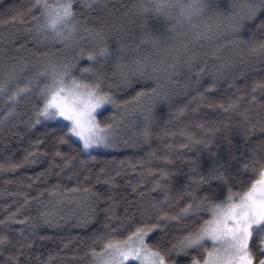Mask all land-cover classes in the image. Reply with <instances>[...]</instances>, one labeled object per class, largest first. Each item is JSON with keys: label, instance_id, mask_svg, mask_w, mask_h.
<instances>
[{"label": "snow or ice", "instance_id": "1", "mask_svg": "<svg viewBox=\"0 0 264 264\" xmlns=\"http://www.w3.org/2000/svg\"><path fill=\"white\" fill-rule=\"evenodd\" d=\"M97 7L106 5L101 0H31L26 10L31 16L29 31L38 43L59 46L56 51L63 55L58 60L41 61L40 67L25 78L24 83H20V76L27 70L26 65H13L6 70V75H0V99L4 103V109H0L3 112L0 126L11 124L20 115L17 106L36 95L38 99L32 115L19 123H23L29 132L38 130V126L45 129L34 141H29L34 150L27 153L23 162L9 159L0 164V172L16 171L25 163L34 164L41 155L51 156L53 166L57 168L61 165L55 164V160L60 158L63 171L82 155L95 160L92 153L97 149H115L121 144L143 147L153 138L163 142L179 134L185 141L180 147L197 153L207 152L211 166L202 172L199 155H181L176 159L171 155L157 157L167 165H175L178 159L181 166L188 168L185 175L190 183L173 191L168 181L179 169L149 168L150 176H158L150 191L160 193V197H154L138 209V221L132 227L126 226L123 236L119 228H111L97 237L100 247L89 250L88 264H177L174 257L181 255L191 257L189 264H264V139L256 142V147L250 146L257 130L264 134V80L240 87L235 84L237 77L231 74L238 63L246 62L242 48H247L248 58H264V38L257 39L255 34L247 40L243 38L249 23L264 17V0H232L227 9L220 8L216 0H147L146 3L142 0L134 5L138 15L152 13L163 16L166 22L174 21L170 32H176L177 26L199 27L191 39L170 47L169 55L175 53L174 62L163 68L150 63L148 56L135 58L129 64L125 59L128 45L118 35L120 29L114 30L115 26L102 20L90 24V21L98 20L91 16ZM205 13H209L208 21L201 25L192 23ZM256 29L264 36V18L256 24ZM183 35L187 36V33ZM160 40V37L144 32L134 51L146 44L156 47ZM214 40H225L232 45L237 59L215 72L205 64L181 83L178 79L181 70L187 68L192 72L199 59L200 54L194 46ZM220 50L216 49L217 52ZM81 61H87V66L81 67ZM109 67L114 69L111 75L118 77V81L113 79L105 86ZM4 71L0 68V74ZM205 72L212 81L201 91V77ZM230 76L228 87L235 88V92L226 98L211 99L209 94L216 91L218 82L228 80ZM245 76L241 73L239 78ZM134 79H143L145 84L151 81L152 86L141 89L132 101L121 104L112 89L129 87ZM129 104L135 107L129 108ZM106 105L128 111L101 121L97 118L98 110ZM160 106L168 109L167 120L162 121L157 116ZM204 108L219 115L215 118L201 116ZM185 117L195 118V123H186L179 133L169 128ZM126 119H130V125L125 124ZM193 127L195 131L190 130ZM129 132L131 134L124 138ZM235 136L241 137L245 149L238 156L232 153ZM73 138L79 142V147ZM220 140L227 142L230 161H235L239 167L233 168L231 162L219 160L213 149L219 147L217 141ZM46 144L49 148L41 152ZM63 145L68 146L70 153L60 150ZM166 147L171 153L175 146L167 144ZM149 156L155 157V151ZM86 162L81 161L82 164ZM244 173H251V177L244 178ZM90 178V175L84 177L85 180ZM112 179L100 181L98 177L97 182L108 184ZM213 182H217L215 188ZM205 186L209 193L201 196L200 190ZM83 191L90 194V211L81 221L85 224L94 219L101 197L89 188ZM28 204L26 196L23 205L0 220V254L8 246L18 252V255L10 253L5 264H20L19 255H24L25 249L33 248L37 239L49 238L40 234L41 227L58 226L56 214L47 210L35 218L18 219L21 209ZM100 210L111 213L113 205ZM13 225L23 227L15 229ZM154 235L155 239H152Z\"/></svg>", "mask_w": 264, "mask_h": 264}, {"label": "trees", "instance_id": "2", "mask_svg": "<svg viewBox=\"0 0 264 264\" xmlns=\"http://www.w3.org/2000/svg\"><path fill=\"white\" fill-rule=\"evenodd\" d=\"M141 2L142 0H101V3L106 7H97V10L91 13V16L98 17V20L90 21V24H98L102 20L109 26H115L114 30L115 28L120 29L118 35L128 45L125 59L128 60L129 64L135 58L148 56L150 57V63H154L158 68L166 67L167 64L173 63L175 58L174 52L169 55L170 47L181 41L191 39L193 33L199 31V27L193 29L190 25H185L183 28L177 26L176 32H170L169 29L173 26L174 21L166 22L163 16L152 13L137 14L138 10L134 5ZM143 2L146 3L147 0H143ZM231 2L232 0H216V3L222 9H227ZM30 3L31 0H0V66L6 73V70L13 65H26L27 70L20 76V83H24L25 78L30 77L38 69L36 63H41V61L48 58L43 54L47 53L50 58L57 60L63 55L62 52L56 51L59 46L51 45L49 48L46 44L38 43L34 39L33 33L29 31L31 16L26 11ZM208 16L209 13H205L194 19L192 23L201 25L202 22L208 21ZM261 18L264 17H258L255 22L249 23L243 35L245 40L253 34L257 39L264 38L261 32L256 29V24L259 23ZM144 32L160 37L159 44L156 47L151 44L142 45L139 51H134ZM183 33H187V36ZM218 48L221 50L217 52L216 49ZM194 50L200 54L199 59L193 66L192 72H189L187 68L181 70L178 77L181 83L193 76L198 71V67H204L206 64L209 70L215 72L217 68L226 66L229 61L237 59L234 47L227 44L225 40H214L210 43L204 41L203 46L197 44L194 46ZM213 52H215V55H212ZM241 52L246 62L244 64L238 63L237 67L231 70L232 76L237 77L235 84L243 87L245 83L251 85L254 82L264 80V58L258 56L248 58L246 47L242 48ZM204 53H208V55L205 56ZM190 54L191 52L188 53V55ZM217 56L219 59L216 58ZM161 61H164V63L161 64ZM87 63V61H81L80 66L85 67ZM113 71L114 69L111 67L107 69L108 78L105 80V86L113 79L118 81V77H112L111 73ZM149 72H151V67H149ZM241 73H245L246 76L239 78ZM211 81V76L205 72L201 77L203 86L201 91ZM230 82L231 76L228 80L221 79L217 84L216 91L209 94L210 98L222 99L232 95L235 88L229 89L228 84ZM151 86V81L145 84L143 79H134L131 86L113 88L112 91L118 101L123 104L125 101H132L141 89ZM181 98H183V94ZM37 99L36 95L26 98L17 106L19 117L13 119L11 124L0 126V164H5L9 159L14 162H23L27 153L34 150L31 148L29 141H34L45 129L38 126V130L29 132L23 123H19V120H27L32 115ZM134 107V104H129V108ZM0 109H4L3 99H0ZM127 111L126 108H121L118 111L108 105L99 113L97 118L101 121H107L113 115H119L121 112L126 113ZM2 115L3 112L0 111V116ZM218 115L217 112L207 108L201 110V116H206V118H215ZM157 116L162 121L167 120L168 109L160 106ZM126 122L130 124V119H126ZM189 122L194 124L195 118L185 117L182 121L169 125V128L179 133L180 129ZM12 124H15V127ZM190 130L195 131V128L193 127ZM130 134V132L125 134L124 138H127V135ZM73 139L76 146L79 147V142L75 141V138ZM260 139H264V134L257 130L252 137L253 144L250 146L256 147V142ZM184 142V139L177 134L175 137H169L163 142L153 138L150 144H145L143 147L122 145L110 151H93L92 155L96 156L95 160H88L86 156L82 155L70 168L63 171L61 170L63 162L60 158L55 160V164L61 165L60 168H57L53 166L51 156L41 155L34 164L25 163L23 167L16 171L0 172V220L23 205L26 196L29 204L21 209L18 219H23L25 216L35 218L38 213L47 210L55 213L58 220V226H44L39 229L41 235L49 238L37 239L33 248L25 249V254L19 255L20 264H88L89 256L87 253H89V250L93 247L99 250L100 242L97 237L103 236L111 228H119L120 235L123 236L125 227H132L138 221V209L154 197H160V193L150 191L154 180L158 179V176H150L148 174L149 168L154 170L164 168L170 171L179 169L177 174L168 181L173 186V191L183 188L186 183H190L188 176L185 175L188 168L181 166L178 159L175 165H167L157 157L171 155L173 159H176L181 155L189 157L199 155L202 172H206L208 167L211 166L212 161L207 152L197 153V151L183 149L180 145ZM217 143L219 147L213 150L217 151L219 160L221 162H231L233 168L239 167L240 165H237L235 161H230L227 142L220 140ZM167 144L175 146L171 153L166 147ZM48 148L49 145L46 144L40 151L44 152ZM60 150L66 154L70 153L67 145L61 146ZM244 150L241 137L235 136L233 138L232 153L238 156ZM152 151H155V157L149 156ZM82 160L87 162L82 164ZM101 169H104V172L101 173ZM76 173L80 174L77 176ZM88 175L91 178L85 180L84 177ZM243 176L247 179L251 177V173H244ZM98 177L100 181L108 179V177L113 179L111 183L105 184L97 182ZM216 186L217 182H213V187ZM192 187L195 188V184H192ZM74 188H79L80 191H71ZM84 188L99 193L101 203L94 219L82 224L81 221L85 214L90 211L88 206L90 194L85 193ZM220 190L223 191L222 188ZM205 193H209L206 186L200 190V195L203 196ZM108 205H113L111 213L100 210ZM168 210L173 211V209ZM60 217L63 219H60ZM128 217H133V219L129 220ZM106 225L110 227H106ZM21 227L23 226L13 225L15 229ZM13 238H15V234H13ZM152 239H155V235ZM10 253L18 255L16 249L8 246L0 254V264H5ZM174 259L177 264H189L191 257L181 255L174 257Z\"/></svg>", "mask_w": 264, "mask_h": 264}, {"label": "rangeland", "instance_id": "3", "mask_svg": "<svg viewBox=\"0 0 264 264\" xmlns=\"http://www.w3.org/2000/svg\"><path fill=\"white\" fill-rule=\"evenodd\" d=\"M47 46L50 48V46H51V44H47ZM48 58H50L49 56H48ZM36 65V67L37 68H39L40 67V63L38 62V63H36L35 64ZM0 68H1V66H0ZM3 69V68H2ZM0 75H6V73L4 72V73H2V74H0ZM108 105H106L105 107H107ZM104 107V108H105ZM104 108H102V109H100V110H98V115H99V113L104 109ZM98 117V116H97ZM125 124L126 125H130L128 122H126L125 121ZM122 146V144L119 146V147H121ZM118 148V147H117ZM116 149V148H115ZM110 150H112V149H97V150H95V151H110Z\"/></svg>", "mask_w": 264, "mask_h": 264}]
</instances>
